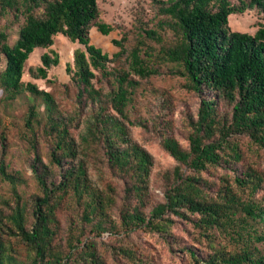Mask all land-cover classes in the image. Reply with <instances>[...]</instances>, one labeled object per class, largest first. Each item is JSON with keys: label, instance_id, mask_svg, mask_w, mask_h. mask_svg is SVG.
I'll return each instance as SVG.
<instances>
[{"label": "trees", "instance_id": "obj_1", "mask_svg": "<svg viewBox=\"0 0 264 264\" xmlns=\"http://www.w3.org/2000/svg\"><path fill=\"white\" fill-rule=\"evenodd\" d=\"M152 1L154 23L138 16L134 36L114 40L111 57L90 39L92 28L103 36L114 30L99 22L98 0H0V89L7 101L30 102L24 127L39 189L29 198L20 192L28 180L1 134L0 183L10 193L0 194V264H151L126 242L138 230L159 234L194 264H264V0ZM249 11L261 16L256 33L233 31L231 15ZM58 35L82 47L66 69L75 89L68 114L23 81L31 55ZM41 62L30 71L35 79H47L60 58L45 53ZM163 66L200 101L186 148L171 121L159 130L176 165L162 175L165 199L153 206L155 159L132 132L146 126L142 112L158 96L169 110L165 91L143 89ZM44 140L48 160L37 151ZM244 147L261 161L245 162ZM179 221L192 230V246L174 233ZM104 234L115 240L108 251L99 243Z\"/></svg>", "mask_w": 264, "mask_h": 264}, {"label": "rangeland", "instance_id": "obj_2", "mask_svg": "<svg viewBox=\"0 0 264 264\" xmlns=\"http://www.w3.org/2000/svg\"><path fill=\"white\" fill-rule=\"evenodd\" d=\"M98 4L100 7L99 22L112 26L114 30L108 36H103L96 28H92L90 39L93 45L101 48L111 57L114 53L118 52V48L113 43L114 40H120L124 33L134 36L132 30L138 16H141L146 22H150L151 24L154 23L152 20L157 17L155 4L152 0H98ZM261 22V16L256 11H249L241 15H231L229 25L233 31L253 35L258 30ZM2 23L4 22L2 21ZM16 32L17 28L15 27L10 38L11 44L17 39ZM79 48H82L80 44L71 42L63 35H58L54 38V45L52 47L37 49L25 66L23 81L25 83H34L39 89L51 93L57 103L58 109L65 114L73 112L75 107V89L66 69L69 64L73 65L74 53ZM45 53H49L52 56L53 53L58 54L60 58L59 65L52 67L48 71L47 79H35L32 77L30 71L33 69L36 72V69L42 64L41 57ZM3 66L4 64L1 68ZM152 84L155 88L165 91L170 96L171 104L169 110L162 108L161 105L167 101L166 98L158 96V99L148 104V111L145 109L142 112L146 119V126L134 127L132 134L155 159L156 167L153 175V180L155 181L153 185L154 192L150 194L151 205L154 206L165 199V183L162 180V175L172 170L176 165L175 160L162 146L159 130L165 131V119L171 121L172 135L186 148L188 146L187 135L189 133L187 121L190 116L197 114L200 99L198 94L189 91L185 87V81L182 77L170 72L169 66H163L161 74L153 77L151 83H144L143 89H151ZM4 97L5 94L0 89V135L4 134L7 139L8 145L6 149L13 160V168L21 170L28 180L26 186L20 187V192L26 198H29L39 193L37 183L32 178V171L28 164V161L32 160L34 156L31 154V145L26 137L28 131L24 127V118L28 112L30 102L27 96L15 101H7ZM166 97L168 98V96ZM37 104L40 113L44 114L45 106L41 101ZM1 146L0 142V151ZM246 147H244L246 151L244 161H256L259 163L261 157L255 155L253 152H249ZM37 151L44 159L48 160V145L45 140L40 141ZM107 164L106 160H103L100 167L107 168ZM258 167L264 172V162L259 164ZM184 173L188 174L189 172L185 169ZM9 193L8 185L0 183V194L8 196ZM258 196L264 197V188L259 192ZM63 216H66V214ZM191 232L192 230L188 231V226L182 221L176 222L174 225V233L181 237L188 246L193 245ZM126 242L131 246H137V248L143 250L149 259H151V264H194L180 248H171L159 234L149 230H138ZM99 243L104 251H108L111 245L115 244V240L109 234H104L99 239ZM110 264L116 263L111 261Z\"/></svg>", "mask_w": 264, "mask_h": 264}]
</instances>
